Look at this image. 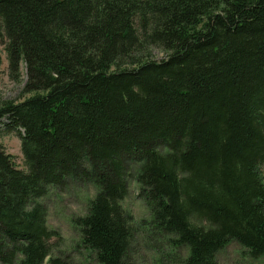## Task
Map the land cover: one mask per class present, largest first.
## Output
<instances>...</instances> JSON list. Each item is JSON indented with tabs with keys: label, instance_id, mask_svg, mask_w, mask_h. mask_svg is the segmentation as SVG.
Here are the masks:
<instances>
[{
	"label": "trees",
	"instance_id": "obj_1",
	"mask_svg": "<svg viewBox=\"0 0 264 264\" xmlns=\"http://www.w3.org/2000/svg\"><path fill=\"white\" fill-rule=\"evenodd\" d=\"M0 45L30 94L0 101L26 165L0 144L1 264H67L40 198L69 178L94 186L73 222L96 264H126L140 228L179 264L264 256V0H0Z\"/></svg>",
	"mask_w": 264,
	"mask_h": 264
},
{
	"label": "rangeland",
	"instance_id": "obj_2",
	"mask_svg": "<svg viewBox=\"0 0 264 264\" xmlns=\"http://www.w3.org/2000/svg\"><path fill=\"white\" fill-rule=\"evenodd\" d=\"M153 54L156 59L164 56L159 50H155ZM25 80L24 65L21 66L19 81L10 78L6 52L4 47L0 45V101L18 102L29 96L30 94L23 92ZM3 122L4 120L1 125ZM0 144L5 153L10 155L16 168L26 170L20 136L15 132L2 134L0 135ZM158 146H156L157 149H163L162 146ZM133 165L135 164L131 163V166ZM260 170L264 179V163L260 166ZM76 171L77 169L74 172ZM93 193L94 186L92 183L74 178L70 180L69 178L63 189L52 187L45 196L40 198L47 209L48 227L57 230L60 235L58 240L52 239L55 242L52 256L65 261L67 264H96L93 258L89 257L87 252L79 247V230L73 222V218L85 213L87 201ZM122 205L133 214L136 220L149 217L147 206L144 200L140 198L138 185L132 177H129L128 194L122 200ZM154 237L156 239L152 241L144 229H138L132 242L133 249L130 250L126 258V264H179L186 255V250L172 248L165 238L158 233L157 235L154 234ZM240 252L241 246L238 243H229L217 253V264H264V256L257 260H250L243 258Z\"/></svg>",
	"mask_w": 264,
	"mask_h": 264
}]
</instances>
